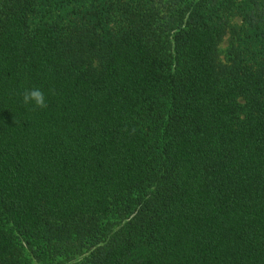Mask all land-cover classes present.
<instances>
[{
    "label": "trees",
    "instance_id": "1",
    "mask_svg": "<svg viewBox=\"0 0 264 264\" xmlns=\"http://www.w3.org/2000/svg\"><path fill=\"white\" fill-rule=\"evenodd\" d=\"M5 221L52 264H264V0H0V264H29Z\"/></svg>",
    "mask_w": 264,
    "mask_h": 264
},
{
    "label": "rangeland",
    "instance_id": "2",
    "mask_svg": "<svg viewBox=\"0 0 264 264\" xmlns=\"http://www.w3.org/2000/svg\"><path fill=\"white\" fill-rule=\"evenodd\" d=\"M229 45H230V39H229V36H227V37H225V39L220 44V58L222 61L226 60V54H227V49H228ZM94 65L96 67H98L99 62L97 59L95 60ZM111 218L115 219L114 216H112ZM119 223H120V220L118 219V224ZM3 225H5L7 229L14 232L15 236L17 237V240L19 242L20 247L23 248L22 250L24 251L26 259L29 260V264H52L43 258H40V259L37 258L35 255V252L31 248H29L28 246L25 247V244H27V245H29V244L25 241V238L19 232L12 229V226L10 225V223L5 221L3 223Z\"/></svg>",
    "mask_w": 264,
    "mask_h": 264
},
{
    "label": "clouds",
    "instance_id": "3",
    "mask_svg": "<svg viewBox=\"0 0 264 264\" xmlns=\"http://www.w3.org/2000/svg\"><path fill=\"white\" fill-rule=\"evenodd\" d=\"M22 99L25 106L32 105L34 109H43L48 106L45 93L40 88L26 89L22 93Z\"/></svg>",
    "mask_w": 264,
    "mask_h": 264
}]
</instances>
